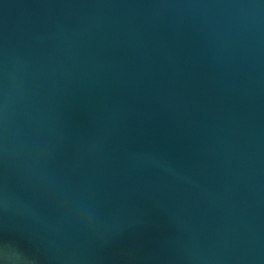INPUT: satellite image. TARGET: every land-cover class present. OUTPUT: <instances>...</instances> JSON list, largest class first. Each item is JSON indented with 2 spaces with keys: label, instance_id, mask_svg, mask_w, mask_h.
<instances>
[{
  "label": "water",
  "instance_id": "water-1",
  "mask_svg": "<svg viewBox=\"0 0 264 264\" xmlns=\"http://www.w3.org/2000/svg\"><path fill=\"white\" fill-rule=\"evenodd\" d=\"M0 264H264V0H0Z\"/></svg>",
  "mask_w": 264,
  "mask_h": 264
}]
</instances>
